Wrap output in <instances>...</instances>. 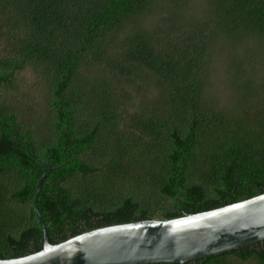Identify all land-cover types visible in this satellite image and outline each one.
Segmentation results:
<instances>
[{"label":"trees","instance_id":"obj_1","mask_svg":"<svg viewBox=\"0 0 264 264\" xmlns=\"http://www.w3.org/2000/svg\"><path fill=\"white\" fill-rule=\"evenodd\" d=\"M188 1L0 0V259L43 248L47 164L52 244L264 193V0H205L197 14ZM249 39L263 52L231 80L242 100L221 106L215 46ZM24 72L39 112L18 102ZM250 261L264 264V240L184 264Z\"/></svg>","mask_w":264,"mask_h":264},{"label":"water","instance_id":"obj_2","mask_svg":"<svg viewBox=\"0 0 264 264\" xmlns=\"http://www.w3.org/2000/svg\"><path fill=\"white\" fill-rule=\"evenodd\" d=\"M47 171L37 183L34 208L44 228L43 248L0 264H184L264 240V193L210 211L169 220H144L85 231L52 244L38 198Z\"/></svg>","mask_w":264,"mask_h":264},{"label":"rangeland","instance_id":"obj_3","mask_svg":"<svg viewBox=\"0 0 264 264\" xmlns=\"http://www.w3.org/2000/svg\"><path fill=\"white\" fill-rule=\"evenodd\" d=\"M187 5L188 9L193 12V14L205 12L207 10L205 0H189ZM256 47H258L259 52H263L259 42L255 39L234 43L230 42L229 40H218L213 53V65L211 67L212 72L208 78V83L210 84L209 90L212 92V97L216 99V102L218 101L217 103L221 104V106H234L242 100V92L239 90L237 85L233 90L231 80L234 75L240 74L242 68L243 71L247 72V74L248 72L252 71V67L250 68V63L251 61H256ZM253 57L254 59L251 60ZM253 66L255 67V65ZM248 67L250 69H248ZM242 75L243 74L241 73V76ZM258 77H260V72L256 71L253 78L257 79ZM18 81V86L20 88L18 102L24 103L22 100V95H24L28 98V102L30 106L33 107V110H37V112H39L44 101L39 90L34 91L33 93L30 92L35 87V80L31 77V74L29 72L20 74ZM4 97L5 99L7 98V103L11 102L10 98H8V94L4 95L3 98ZM27 116L28 119L31 120V116ZM19 118H22L21 115ZM42 120L43 119L41 115L39 121ZM245 264H254V262L250 261Z\"/></svg>","mask_w":264,"mask_h":264}]
</instances>
